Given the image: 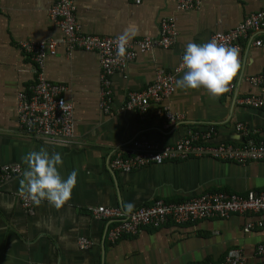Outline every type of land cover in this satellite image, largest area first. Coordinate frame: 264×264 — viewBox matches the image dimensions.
Wrapping results in <instances>:
<instances>
[{
  "label": "crops",
  "instance_id": "obj_1",
  "mask_svg": "<svg viewBox=\"0 0 264 264\" xmlns=\"http://www.w3.org/2000/svg\"><path fill=\"white\" fill-rule=\"evenodd\" d=\"M56 0H0V170L20 165L22 174L3 181L0 172V264H220L228 251L240 248L251 264H262L257 248L264 244V212L213 218L194 223H168L144 227L137 235L109 239L112 221L97 219L98 207L120 208L127 214L156 200L181 203L193 197L224 191L247 196L264 190V162L239 164L210 158L151 165L125 173L115 171L117 153L132 154L133 143L173 144L191 130L215 129L216 143L241 144L239 127L264 139V108L242 104L247 95L264 100V86L248 78L264 72V30L241 40L242 72L234 89L212 98L203 89H179L148 114L125 109L128 93L152 84L160 70L182 78V57L188 42H210L217 32L236 28L250 14L264 10V0H203L197 9L180 10L175 0H77L76 18L82 31L100 37H119L130 25L138 34L131 40L160 38L164 20L174 23L176 34L169 47L139 52L123 72L112 79L113 102L107 113L100 102V60L96 52L71 49L54 25L50 10ZM57 43L47 54L43 71L48 80L64 84L74 109L71 143L32 137L21 126L18 94L30 92L36 65L23 42ZM252 41V42H251ZM180 115L173 128L164 127L163 108ZM44 148L60 153L61 176L75 170L77 184L71 200L56 209L47 201L34 204L30 215L18 196L26 170L22 157ZM8 205H13L8 207ZM81 238L91 246L80 247Z\"/></svg>",
  "mask_w": 264,
  "mask_h": 264
},
{
  "label": "built area",
  "instance_id": "obj_2",
  "mask_svg": "<svg viewBox=\"0 0 264 264\" xmlns=\"http://www.w3.org/2000/svg\"><path fill=\"white\" fill-rule=\"evenodd\" d=\"M77 0H56L50 10L52 22L64 35V43L71 49L96 52L100 60V102L105 112L109 113L113 102L112 79L118 72H123L128 64L135 60L139 52L152 51L159 47H169L176 34L174 23L164 20L160 38H144L131 40L124 59L117 57L116 41L118 37H100L82 31L76 18ZM141 4L142 0H132ZM180 10L197 9L203 0H175ZM264 30V10L254 12L246 17L236 28L227 32H217L212 36L218 43L241 50L240 41L253 39V35ZM252 42V41H251ZM256 46H264V40L255 42ZM27 55L36 65V81L30 92L18 94L19 120L23 129L32 137H40L51 142L71 143L74 138V109L66 99L69 89L66 85L48 80L43 67L47 54H55L57 43L28 41L21 44ZM181 66L176 69L179 73ZM252 86H264V72L248 78ZM234 86L228 92H232ZM176 91L175 74L160 70L156 80L146 88L130 91L125 109L148 114L152 105L160 104ZM242 104L250 108H264V100L256 95H247ZM164 127L173 128L181 121V116L170 108H163ZM243 136L249 138L250 129L239 127ZM215 129L191 130L183 139L169 145L136 141L132 154L117 153L111 160L115 171L131 173L151 165H162L167 162L182 161L190 158H210L223 162L246 164L264 161V140L256 142L249 139L241 144L212 143ZM3 181H8L22 174L20 165H4L1 167ZM19 196V195H18ZM24 209L33 215L34 204L20 197ZM264 212V190L252 191L247 196L218 191L206 193L181 203L156 200L150 206L127 214L120 208L98 207L94 209L97 219L112 221L114 226L109 232V239L117 241L123 236H135L144 227L159 228L168 223L183 225L201 220L220 218L229 219L233 215L260 214ZM80 247L89 248L91 243L81 238ZM257 255L264 257V244L257 248ZM35 264V263H33ZM220 264H251L240 248L228 251ZM264 264V262L262 263Z\"/></svg>",
  "mask_w": 264,
  "mask_h": 264
},
{
  "label": "clouds",
  "instance_id": "obj_3",
  "mask_svg": "<svg viewBox=\"0 0 264 264\" xmlns=\"http://www.w3.org/2000/svg\"><path fill=\"white\" fill-rule=\"evenodd\" d=\"M137 34L136 26L130 25L117 38L116 54L119 59L126 57L127 47ZM181 70L183 75L176 80L177 88L203 89L210 97L218 99L231 90L242 72L239 49L220 44L215 39L203 44L188 42ZM22 160L27 167L20 180V197L36 206L47 201L56 209L71 200L77 184V172L73 170L66 179L61 176L59 169L63 166V160L60 153L49 154L41 148L29 152ZM12 206L8 205L9 208Z\"/></svg>",
  "mask_w": 264,
  "mask_h": 264
},
{
  "label": "trees",
  "instance_id": "obj_4",
  "mask_svg": "<svg viewBox=\"0 0 264 264\" xmlns=\"http://www.w3.org/2000/svg\"><path fill=\"white\" fill-rule=\"evenodd\" d=\"M254 139L256 142H260V141H262V140H264V139H258L257 137H256V135H254V133H252L250 136H249V138H246V140H249V139Z\"/></svg>",
  "mask_w": 264,
  "mask_h": 264
},
{
  "label": "water",
  "instance_id": "obj_5",
  "mask_svg": "<svg viewBox=\"0 0 264 264\" xmlns=\"http://www.w3.org/2000/svg\"><path fill=\"white\" fill-rule=\"evenodd\" d=\"M251 131H252V130H251ZM242 136H243V134H242ZM243 137H244V136H243ZM212 143H215V144H220V143H216V142H213V141H212ZM221 143H224V142H221Z\"/></svg>",
  "mask_w": 264,
  "mask_h": 264
},
{
  "label": "flooded vegetation",
  "instance_id": "obj_6",
  "mask_svg": "<svg viewBox=\"0 0 264 264\" xmlns=\"http://www.w3.org/2000/svg\"><path fill=\"white\" fill-rule=\"evenodd\" d=\"M249 129V128H248Z\"/></svg>",
  "mask_w": 264,
  "mask_h": 264
}]
</instances>
